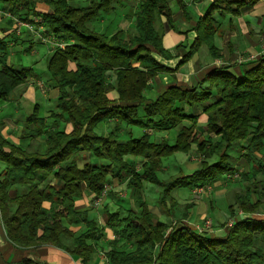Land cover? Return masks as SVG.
I'll return each instance as SVG.
<instances>
[{"label": "trees", "instance_id": "16d2710c", "mask_svg": "<svg viewBox=\"0 0 264 264\" xmlns=\"http://www.w3.org/2000/svg\"><path fill=\"white\" fill-rule=\"evenodd\" d=\"M0 1L15 16L29 12L36 2ZM46 1L51 11L35 17L40 18L46 33L64 43L55 47L46 60V71L58 92L56 110L50 116L56 119L55 125L58 120H68L72 129H49L35 105L25 118L22 137H43L45 151L39 153L5 139L0 117V218L8 240L21 248L55 246L78 255L85 264L97 250L102 229L85 212L75 209V200L82 195L83 186L99 196L108 176L121 178L125 174L139 211L128 210L121 218L123 209L118 208L108 213L107 224L119 238L131 243L133 250H117L116 241H110L111 248L104 253L109 264H264V248L260 247L264 243V219L254 216L263 203L257 187L264 186V159L256 153L264 154V57L242 76L226 66L208 72L196 87L170 85L150 101L143 94L150 79L159 72L176 71L201 43H206L216 56L212 37L217 22L212 14L220 4L226 8L234 3L245 7L257 0H215L197 20L196 37L174 69L153 56L155 52L170 56L162 46L164 27L174 28L168 0H141L135 13V32L125 39L119 32L110 36L99 33L91 25L101 13L114 11L122 0H89L85 5H74L73 0ZM177 2L185 13V5L181 0ZM69 63H74L73 69ZM32 76L30 67L9 63L8 43L0 39V100L10 99L13 90ZM113 92L115 98L110 97ZM196 105L207 117L204 131L219 136L217 141L209 136L199 140V131L194 132L197 117L182 113L183 106ZM108 119H115L114 130L107 136L98 134L97 125ZM185 119L192 125L182 126L172 145L165 140H151L148 132L125 142L118 140L121 122L146 131L173 128ZM192 143L204 158L198 167L189 174L179 170L166 180L160 179L162 158L178 151L187 153ZM238 144H243L240 156L253 170L242 171V176L250 178L260 172L263 180H252L244 190L233 193L234 202L228 210L235 219L225 238H210L188 226L168 231L167 224L154 220L141 197L143 181L161 188L158 205L169 213L171 207L166 210V202L176 204L170 194L173 189L204 187L235 173V158L229 151ZM126 155L142 157L141 171L124 160ZM89 156L97 162L88 160ZM212 156L215 161L206 160ZM53 179L56 184L51 183ZM11 186L23 189L11 197ZM253 194H258L255 201ZM45 202L48 207L43 205ZM82 223L86 231L74 237L68 225ZM68 239L72 248L65 243ZM17 264L46 263L24 258Z\"/></svg>", "mask_w": 264, "mask_h": 264}, {"label": "crops", "instance_id": "0c3cea01", "mask_svg": "<svg viewBox=\"0 0 264 264\" xmlns=\"http://www.w3.org/2000/svg\"><path fill=\"white\" fill-rule=\"evenodd\" d=\"M74 1L75 0H73V2ZM88 1L89 0H87V2ZM214 1L215 0H181L185 5L184 13V10L180 7L177 0H168L174 28L164 27L162 36V46L170 56L164 57L160 53H153L154 58L160 64L171 69L176 67L196 37V30L194 27L197 20L207 11ZM228 1L234 2L238 0ZM86 3L81 5H85ZM140 3L141 0H122L116 5L114 11L110 13H101L92 21L91 25L94 30L99 33L110 36L115 32H119L120 37L125 39L128 35H132L135 32V13L138 11ZM50 11V5L46 0H36L32 10L23 13L20 16H15L11 15L0 2V39H4L8 43L9 63L16 67H30L35 75L17 86L13 90L12 96L8 101L0 100V117L3 122L1 126V134L12 144L20 145L23 148L30 144L32 140H35L36 143L37 140H39L40 145L38 147L41 148V151L38 150L39 153H44L45 151L44 138L41 136L35 138H23L22 133L24 128H26L24 121L26 116L32 112L33 107L37 105L39 107L38 115L45 118L48 124L53 123V125H55L54 121L56 119L51 118V122L49 123L47 116H50V114L56 110L58 92L46 71V58L51 54V50L47 47L46 53L41 56V54L33 48H26L24 42L28 41V35L31 32L22 22H30L33 24L34 22H32V20L35 15H42ZM212 16L217 22V30L212 37L216 56H212L206 43H201L197 51L186 62L179 66L176 71L173 73L159 72L150 79L149 87L143 91L146 101L154 99L156 95L163 93L170 85H177L181 88L188 89L196 87L204 79L206 74L214 69L228 66L234 74L242 76L244 71L254 67L259 59L264 57V0H257L253 5L245 7L243 5L237 7L234 3L229 8H226L225 4H220L219 8L213 12ZM36 27L39 30V33L42 34L39 26L37 25ZM41 42L42 41L40 40V43ZM41 44L45 43L42 42ZM43 46H47V44ZM18 51L27 53L26 60H23L24 54H20L18 57L16 56ZM250 55H253L254 58L249 59L248 57ZM14 58L15 61H13ZM68 66L70 69H73L74 63H69ZM39 79L47 83V95H44V93H41L36 89L34 84L36 81H39ZM113 79L114 76L112 75L110 81ZM110 97L115 98V93H110ZM182 113L197 117L194 132L199 131V140L208 136L214 141L219 139V136L208 134L204 131L207 117L206 114L202 112V107L197 105L194 107L183 106ZM57 122L58 124L54 126L55 128L64 129L66 132H69L72 129L71 122L66 119H61ZM113 124H115V119H108L99 123L96 128H99V130L101 129L100 134L107 136L112 130H114L111 127ZM123 124L126 123L121 122L117 129L118 140L120 142L129 140L125 137L124 132L121 131L123 129ZM191 125V121L185 119L176 127L169 129H148L146 131L142 128L141 129L143 132H148L149 134L155 133L160 137L166 135L168 140L171 141L172 138H170L168 134H172L170 136L174 139L177 131L182 126L189 127ZM129 134L131 136L130 138H133L131 131ZM164 139V137L157 138L156 141L160 142ZM234 150L235 148L229 151L233 157L235 156L232 153ZM190 155L199 156V162L204 159L196 152V145L192 143L190 151L182 155L186 158V160L184 159V163L180 162L179 165H175L173 171H169L168 169H165V167L161 168V179L166 180L170 176L177 174L179 170L182 169V166H185V174L194 171L199 163L194 164L192 159L187 160V157ZM238 158L237 164L239 166L247 163L243 157ZM87 159L92 162H97L96 159L90 156ZM124 160L128 163L134 164L136 168L141 171L140 165L143 161L142 157L126 155L124 156ZM206 160L213 162L216 160V157L212 156L206 158ZM237 164L235 163V166H237ZM2 169L3 164L0 163V171ZM186 170H188L189 173H186ZM224 176L226 175H223L207 186L188 189V193L184 190H172L171 197L176 201L177 205L183 204L184 207L185 205L191 206L189 210H187V217L185 219H174L171 210V212L166 213L158 206L157 197L161 192L159 186L143 181L141 197L148 206L154 220L167 224L168 231L181 226H188L193 229V226H195L204 215L202 214L203 207L201 203L191 198L192 193L196 196L200 192L203 193L207 190H211L213 200L217 202V204H220L223 201V189L222 186L219 185V180L224 178ZM127 179L128 176L125 174L122 175L121 178L108 176L105 183L106 191L100 198L83 186L82 195L75 200V209L79 212H85L87 218L94 220L96 225L102 229V236L96 242L97 250L90 256L85 264H109L104 253L111 248V245L109 244L110 241H116L115 248L117 250H133L131 243L119 238L115 229L107 224L108 213L114 212L118 208L123 209L120 216L121 218L126 215L128 210L134 212L139 211L135 193L132 188L127 186ZM51 183L56 184L57 181L53 179L51 180ZM121 185H124L123 192H121ZM22 189V186H11L8 193L11 197H14L16 194L20 193ZM187 194H189V197H187ZM223 202H226V198ZM43 205L45 207L49 206L47 202ZM166 205V210H169L170 202L167 201ZM194 207H197V209L200 210H196L197 215H194ZM190 212H192V214H190ZM226 212L227 211H225V213ZM238 213L237 215L239 217L241 213ZM254 216L264 219V209L260 212L258 211ZM231 219L234 221L235 217H231L230 213L227 212L225 220L228 222L222 224L220 227L211 229V231H208L205 235L216 239L225 238L232 224ZM170 221L171 223H169ZM68 228L73 232L74 237L84 233L87 229L84 223L76 225L70 224L68 225ZM116 229H119V227ZM86 242L89 243L90 241L86 240ZM123 247L127 248L124 249ZM24 258L46 264H84L78 255L70 254L55 246L42 245L30 248L16 247L8 240L0 218V264H17Z\"/></svg>", "mask_w": 264, "mask_h": 264}, {"label": "rangeland", "instance_id": "374dc122", "mask_svg": "<svg viewBox=\"0 0 264 264\" xmlns=\"http://www.w3.org/2000/svg\"><path fill=\"white\" fill-rule=\"evenodd\" d=\"M86 2H87V0H75L73 2V4L74 5H81V4L86 3ZM1 3H2L3 6H5L3 2H1ZM40 31H42V35H43L42 37L45 36V37H48L49 38L48 41L44 42L45 44H47V46H43L45 44H41L43 42L42 40H41L42 42L40 43V35L41 34L39 33V30L37 29V27L35 25H33V29L30 30L31 33H29V35H28V41L27 42H24V44H25V47L26 48H33L35 51H38L41 54V56H42V55H44V53H46V48L47 47L49 48V50H51L50 52H52L53 49L55 47H57V44L56 43H60V41H57L53 36H51L50 34L46 33V28L44 26L41 27ZM20 54H24L23 55L24 56L23 57V60H26L25 58H26V54L27 53L18 51L16 53V56L18 57V56H20ZM46 60H47V58H46ZM13 61H15V58L13 59ZM38 84L43 85V88L40 89V87L38 86ZM34 85H35L36 89H38L41 93H44V95H47L46 93H47L48 86H47V83L46 82H44L43 80L39 79V81H36ZM50 85H52V84H50ZM47 108H48V106H47ZM38 113H39V111H38ZM23 114H25V113H23ZM47 117H48V121L50 123L52 117L51 116H47ZM47 126H48L49 129L55 128L54 127L55 125H53V123L52 124H48V122H47ZM122 126H123V129L121 131L124 132V135H125V137L127 139H130V137H131L130 134H129L130 131L132 133L131 135H132L133 138L140 137L144 133L143 130L140 127L136 126V125H130V126H128L127 124H123ZM111 127H112V129H114L115 128V124L111 125ZM98 130H99V128L98 129L97 128L95 129V131L98 134H100L101 129L99 131ZM168 135H169L170 138H172L171 141L168 140V137L166 135H164L162 137L165 138L164 140L169 145L174 144L176 135L174 136V139H173V137L170 136L172 134H168ZM162 137L158 136V134H155V133L150 134V139L153 140V141H156L157 138H162ZM33 138H35V137H33ZM198 139H200V136H199ZM39 145H40V141L39 140H37V143L35 142V140H32L30 142V144H28L26 147L24 146V148L26 150H28V151H37L38 152V150L41 151V148L38 147ZM243 147H244L243 144H240V145L238 144L235 147V150L232 152L235 155L234 156V158H235L234 159V163H236V164H237V160L239 159L238 157H242L240 155H241V152H242ZM183 154H184V152H179L178 151V152H174L173 154H171V155H169V156H167L165 158H162V160H161V168L162 167H165V169H168L169 171H173L174 170L173 167L175 165L177 166V165H179L180 162H182V163L185 162L186 158H184L182 156ZM256 155H257V157H260V158L264 159V154H262V153H256ZM199 158H200L199 156H192V155H190V156L187 157V160L188 159H192L193 162H194V164H198L199 163V161H198ZM243 159H245V158L243 157ZM78 164L81 165V161H79ZM236 168H237V171L235 173H233V174H231L229 176L226 175V176H224V178H222V179L219 180V185L222 186V189H223L222 190V192H223L222 200L224 201L225 198H226V202H223L222 201L220 204L219 203L217 204V202H215L213 200L212 196H211L212 195V193H211L212 191L211 190H207L206 192H203V193L200 192L196 196H194L195 194L192 193L191 198L193 200H197V201H199L201 203V205L203 207L202 208V214L204 215L202 218H200V221L198 223H196L195 226H193L194 229H195V227L200 226L201 223H202V221L204 219H210L211 225L203 233H207L208 231H211V229H214L215 227H220L222 224H226V222H228V221L225 220V217L227 215V212H229L228 205H231L234 202L233 193L236 192V191H242V190H244L245 189V186L247 184H249V182H251L252 180L255 181V182L256 181L263 180V175L260 172H256V174H255L254 177L251 176V174H249V176H251L250 178H247V177L244 178L242 176V171L243 170L249 171L250 173L253 171L252 168H251V165L249 163H245L242 166H239L237 164ZM140 169H141V167H140ZM184 170H185V166H182L181 172H183V174H185L184 173ZM158 172H159L158 173L159 178L161 179V171H158ZM186 173H189V171L186 170ZM165 174H166V172H165ZM121 187H122L121 192H123L124 191L123 190L124 185H121ZM257 189H258L259 195L261 196V201L263 202L262 205L258 209V211L260 212V211H262V209H264V186L263 185H259L257 187ZM173 190H177V191H180V190L183 191L184 190L187 193L189 191L188 188H175ZM172 192L173 191H171V193H170L171 196H172ZM257 195L258 194H253L252 195V200L253 201L257 199ZM159 197H160V194H159V196L157 198L159 199ZM187 197H189V194H187ZM170 207H171V211H172V217L174 219H177L178 220V219H181V218H184L185 219L187 217V216L185 217V214L187 215V212H188L187 210H189V208L191 206L188 207L187 210H186L185 209L186 205H185V207H184L183 204H179V205L175 204L174 206L173 205L171 206V202H170ZM194 209H195V211H193L194 212V215H197L196 210H198V211H200V210L197 209V207H194ZM225 211H227V212L225 213ZM238 212H240V210H238ZM190 214H192V212H190ZM169 223H171V221ZM231 223H233V220L232 219H231ZM65 243L68 246H70V248H72V243H71V241L69 239L68 240H65ZM260 247L263 249L264 248V243L263 244H260ZM123 248L125 249L127 247H123Z\"/></svg>", "mask_w": 264, "mask_h": 264}, {"label": "built area", "instance_id": "2783aa9c", "mask_svg": "<svg viewBox=\"0 0 264 264\" xmlns=\"http://www.w3.org/2000/svg\"><path fill=\"white\" fill-rule=\"evenodd\" d=\"M40 21H41L40 18H38V17H34L33 20H32V22H34L33 24L30 23V22H27V23L22 22V23H23L24 26L27 27L29 30H32V29H33V25L36 26V24L39 26V29H41V27H43V26L40 24ZM42 36H43V35L41 34V35H40V40H42L43 42H46V41L49 40L48 37H45V36L42 37ZM47 38H48V39H47ZM56 44H57V46H60V47L64 46V43H62V42H60V43H56ZM248 58H249V59H253L254 56H253V55H250ZM38 86L40 87V89L43 88V85H41V84H38ZM42 90H43V89H42ZM227 176H229V175H227ZM105 191H106V189L104 188V190H103V192L101 193V195H99V198L105 193ZM210 225H211V221H210V219H204V220L202 221L201 225L195 227V229H196L198 232H204L206 229H208V228L210 227Z\"/></svg>", "mask_w": 264, "mask_h": 264}]
</instances>
